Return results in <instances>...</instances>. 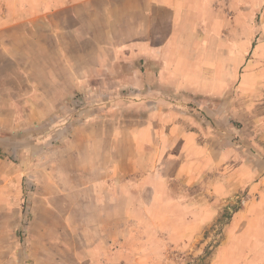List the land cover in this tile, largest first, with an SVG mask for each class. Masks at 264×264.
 Wrapping results in <instances>:
<instances>
[{
  "label": "crops",
  "instance_id": "0c3cea01",
  "mask_svg": "<svg viewBox=\"0 0 264 264\" xmlns=\"http://www.w3.org/2000/svg\"><path fill=\"white\" fill-rule=\"evenodd\" d=\"M186 4L0 0V264H18L16 250L36 264H129L130 224L193 239L214 220L179 194L230 152L181 100L191 76L164 13ZM55 119V139L34 140Z\"/></svg>",
  "mask_w": 264,
  "mask_h": 264
},
{
  "label": "rangeland",
  "instance_id": "374dc122",
  "mask_svg": "<svg viewBox=\"0 0 264 264\" xmlns=\"http://www.w3.org/2000/svg\"><path fill=\"white\" fill-rule=\"evenodd\" d=\"M183 6L164 13L180 41L172 50L191 76L194 94L181 100L209 127L218 123L230 152L218 172L209 169L207 181L199 177L179 192L193 202L194 217L203 210L216 214L214 220L193 239L163 236L166 223L160 239L152 237L151 223L130 224L129 264H264V0H187ZM63 125L55 119L38 126L34 140L41 132L54 140ZM174 209L178 216L188 213ZM157 211L169 215L168 207ZM234 224L236 236L229 239ZM227 241L226 250H218ZM27 251L16 250L18 264H36Z\"/></svg>",
  "mask_w": 264,
  "mask_h": 264
}]
</instances>
